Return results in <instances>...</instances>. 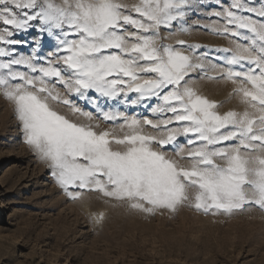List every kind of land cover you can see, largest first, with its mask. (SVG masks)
Listing matches in <instances>:
<instances>
[{"label":"snow or ice","instance_id":"6c2138e0","mask_svg":"<svg viewBox=\"0 0 264 264\" xmlns=\"http://www.w3.org/2000/svg\"><path fill=\"white\" fill-rule=\"evenodd\" d=\"M216 4L195 26L224 47L165 42L190 31L200 0H0V96L69 198L94 191L147 214L264 210V0ZM37 26L54 50L17 54L15 34ZM197 76L230 82L239 109L220 112Z\"/></svg>","mask_w":264,"mask_h":264},{"label":"rangeland","instance_id":"374dc122","mask_svg":"<svg viewBox=\"0 0 264 264\" xmlns=\"http://www.w3.org/2000/svg\"><path fill=\"white\" fill-rule=\"evenodd\" d=\"M200 2L201 11L189 12L184 25L190 31L180 33L177 25L166 43L227 46L195 26L210 22L207 14L217 9L216 0ZM14 38L21 41L12 46L17 54L35 49L47 56L55 46L38 26ZM193 87L217 102L220 112L240 107L230 82L197 76ZM78 103L94 111L86 101ZM117 106L148 115L143 106ZM25 139L14 105L0 96V264H264V210L245 206L231 215H205L182 206L147 214L94 191L71 199Z\"/></svg>","mask_w":264,"mask_h":264}]
</instances>
